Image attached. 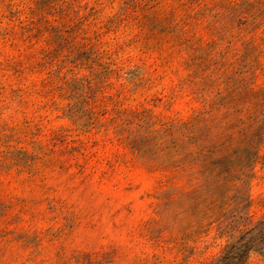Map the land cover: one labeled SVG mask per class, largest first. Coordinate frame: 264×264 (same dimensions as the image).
<instances>
[{
	"label": "rangeland",
	"instance_id": "374dc122",
	"mask_svg": "<svg viewBox=\"0 0 264 264\" xmlns=\"http://www.w3.org/2000/svg\"><path fill=\"white\" fill-rule=\"evenodd\" d=\"M264 264V0H0V264Z\"/></svg>",
	"mask_w": 264,
	"mask_h": 264
},
{
	"label": "trees",
	"instance_id": "16d2710c",
	"mask_svg": "<svg viewBox=\"0 0 264 264\" xmlns=\"http://www.w3.org/2000/svg\"><path fill=\"white\" fill-rule=\"evenodd\" d=\"M229 264H239V263H235V262H233V261H230V263Z\"/></svg>",
	"mask_w": 264,
	"mask_h": 264
}]
</instances>
